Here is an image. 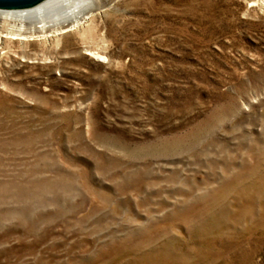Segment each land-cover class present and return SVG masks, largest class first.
Masks as SVG:
<instances>
[{
  "label": "rangeland",
  "instance_id": "rangeland-1",
  "mask_svg": "<svg viewBox=\"0 0 264 264\" xmlns=\"http://www.w3.org/2000/svg\"><path fill=\"white\" fill-rule=\"evenodd\" d=\"M86 15L0 16V264H264V3Z\"/></svg>",
  "mask_w": 264,
  "mask_h": 264
},
{
  "label": "bare ground",
  "instance_id": "bare-ground-1",
  "mask_svg": "<svg viewBox=\"0 0 264 264\" xmlns=\"http://www.w3.org/2000/svg\"><path fill=\"white\" fill-rule=\"evenodd\" d=\"M264 3V0H256ZM97 0H44L38 5L21 10H1V17H8L13 20L8 31L1 34L2 37L11 38L24 42L32 38L44 39L80 27L88 22L92 15L85 12L93 6ZM69 27L65 26L69 24ZM93 30L86 25L81 28V34H89ZM49 31V32H48ZM92 52L94 58L102 60L105 56Z\"/></svg>",
  "mask_w": 264,
  "mask_h": 264
},
{
  "label": "water",
  "instance_id": "water-1",
  "mask_svg": "<svg viewBox=\"0 0 264 264\" xmlns=\"http://www.w3.org/2000/svg\"><path fill=\"white\" fill-rule=\"evenodd\" d=\"M44 0H0L1 10H21L32 8Z\"/></svg>",
  "mask_w": 264,
  "mask_h": 264
}]
</instances>
